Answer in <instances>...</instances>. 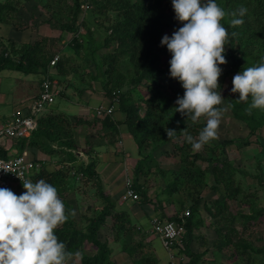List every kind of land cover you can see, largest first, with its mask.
<instances>
[{
	"label": "trees",
	"instance_id": "16d2710c",
	"mask_svg": "<svg viewBox=\"0 0 264 264\" xmlns=\"http://www.w3.org/2000/svg\"><path fill=\"white\" fill-rule=\"evenodd\" d=\"M82 1L73 0L74 5L70 6L72 18L71 24L67 25L69 30H79L75 25ZM92 1L98 10L105 14L103 19L106 20L107 29L111 31L106 36L103 46L106 48L114 47V49L102 55L104 68L96 60L94 64L96 72L92 73L91 76L93 81L101 83L104 95L110 99L118 97L119 105L116 110L124 112L125 119L117 120L110 114H105L102 117L94 115V118H90L89 115H69L62 111L50 109L38 117V126L30 136L17 140L18 147L21 151L27 147H34L52 156H58L62 153L66 157V159L60 157L57 169L50 170L43 167L40 172L33 173L32 176L36 180L43 178L54 184L58 189L60 198L66 205L67 219L55 231L66 244L69 253L66 258L67 261L73 258V264H119L112 258L110 243L99 237L101 228L110 220L115 230V239L122 241V250L127 253L133 264H160L159 258L154 254L155 248L152 239L143 241V239L137 238L140 231L137 230L136 224H131L128 218V210L121 209L113 213L115 202L107 196L100 213L95 217H90L85 227L80 226L79 220L75 216L74 205L68 199L66 190H72L75 186L73 181H79V179L77 180L78 173L90 180H99L100 178L96 171L98 161L94 157H90L87 163L80 162V165L75 168V164L80 158L77 153L80 150V145L76 138V129L79 126L98 127L96 125H101L102 135L100 137L109 134L112 137L116 136L117 139L122 133V125H126L124 130L132 135L140 153H144V149L151 148L153 145L157 144L154 147L156 148L174 140L172 141V149H162L163 154L170 157L180 155L181 164L176 170L168 171L172 177L168 178L163 192L170 197L180 193L183 196L182 193H185L186 200L182 198L181 206L177 210L189 208L190 215L184 219L187 230L183 245L178 248L179 250L177 247H173L172 250L176 256H178V251L181 253L182 250L186 252V254H182L189 256H186V260L179 264H197L202 253L192 251L191 246L194 242L192 239L197 236L196 231L202 222V208H205L213 218L222 217L220 218L221 222L215 228L219 239L218 245H227L233 241V233H236V229L229 226L228 221H224L223 217L227 218L226 212L230 201L236 200L244 192L240 182L235 181V171L238 169L234 168L231 162L222 159L221 147H211L206 144L204 149L207 155L191 150V146L187 142V134L195 137L204 127L205 122L198 120L192 122L190 119L187 120L185 116L186 120H181L177 124L174 122V126L168 115H173L174 121L181 115V113L173 110L177 106V98L183 96L185 91L180 84L177 87H172L171 95L161 107L150 103L142 106L139 101L132 99L129 91L123 90L124 81L140 84L144 80H152L158 83L156 77L164 74L168 60H165L157 50L158 44L162 40V31L164 29L175 31L181 27L177 25L178 20L175 18L172 2L171 0ZM217 2L229 13L222 23L230 34L228 37L230 48L226 53L229 55L235 70L239 72L244 67L253 66L260 62L261 58L264 57V0H217ZM240 6L248 8V13L244 17L245 23L233 27L230 25L232 18L230 13ZM12 10H16L14 2L1 3L0 22L8 21V18L12 17L9 15ZM232 33L235 35H231ZM113 41H117V46L111 44ZM42 43L41 40L33 43L13 40L6 42L0 38V72L8 69L25 74H45L48 72L50 74V63L53 57L48 58L42 52ZM67 60L69 59L64 58L56 62V73L53 76L50 74V79L57 78L61 83L63 81L75 82V79L82 81L83 72L81 73L75 66L69 68ZM130 70L134 74L133 77H129ZM83 85L78 90L81 91L87 85L91 86L89 82L85 87ZM235 94L236 97L229 104L230 110L234 117L244 121L252 132L256 131L264 125V111L253 110L249 114L246 109L250 100H237L239 93ZM166 128L173 129L177 133L168 137ZM89 140L90 138L86 142L89 145V150L87 149L85 152L92 156L94 145ZM0 154L7 156L8 151L0 146ZM155 159L153 155L149 154L148 160L150 162L148 164L138 161L134 167L136 178H134L133 188L141 195V203H148L149 195L148 190L145 189V183H139L138 176L148 174L153 164L157 167L158 162ZM66 161L69 163L68 166L64 164ZM151 161L154 163L151 164ZM204 162L206 163L205 166L202 164ZM209 173L214 175L212 187L220 189L222 185L225 192L223 200L204 199L203 189ZM99 190L100 193H104L101 184ZM223 214L225 215L222 216ZM261 214H264V208L259 211L244 213L246 220L244 225L247 226L257 220ZM168 218L181 221L177 212ZM238 238L236 244L239 245L237 247H244V237L239 236ZM87 244L94 245V253L90 254L85 251ZM163 247L165 248L164 245ZM165 249L169 252L167 248ZM203 252L205 254L207 250ZM78 255H80L79 258Z\"/></svg>",
	"mask_w": 264,
	"mask_h": 264
},
{
	"label": "rangeland",
	"instance_id": "374dc122",
	"mask_svg": "<svg viewBox=\"0 0 264 264\" xmlns=\"http://www.w3.org/2000/svg\"><path fill=\"white\" fill-rule=\"evenodd\" d=\"M4 2H14L16 10L10 11L9 15H12V17L8 18V21L0 22V38L6 42L11 40L12 38H7V34L9 35L8 31L16 29L18 32L15 33V37H22L27 43L41 40V42L44 43V45L42 43L41 46L42 52L45 53L46 57L52 58L58 55L60 57L59 59L68 58L69 60H67V62L69 68L70 66H75L81 73L83 72L82 76L84 78L82 81L75 79L74 83L76 86L80 88L81 85L84 84L83 86L85 87L88 82L90 85L93 84L92 88H87L89 87L88 85L85 87L87 97L84 99L88 101V105H85L87 108L86 114H89V110L90 113H92L94 109L93 114H89L90 118H94L93 115H96V108L98 109L100 105H103V100L107 99L103 93L101 83L99 81H93L92 79V73L96 72L94 64L96 60H98L104 68L102 55L114 49V47L106 48L103 46L106 36L111 32L107 29L106 20L103 19L105 14L98 10L96 4L92 0H83L75 25L79 30L72 31L67 29V25L71 24L72 13L70 11V6L72 7L74 5L73 0H53L51 2L50 0H0V4ZM177 25L182 26L179 21ZM162 32L163 38L164 35L171 36L174 31L164 29ZM37 35L38 37L36 38ZM111 44L117 46V41H113ZM229 48L230 44L228 41L226 51H228ZM157 50L165 60H168L166 61L167 65L165 66L164 74L156 77L158 83L152 80H144L140 84H135V82H123V90L129 91L132 99L139 101L142 106L146 103L159 105V107L163 106L171 95L172 87H177L179 84L181 85L177 79L170 77L169 61L171 59V53L167 49V46L161 45L160 42ZM226 51L224 55L227 63L220 65L222 74L219 78V84L221 86L222 96L225 99L222 107L226 108L227 111L223 115L217 138L210 141L208 145L222 148V159L231 162L233 167L238 169V171H235V181L238 180L240 182L241 188L245 193L243 192L236 200L230 201L226 212L227 214L225 213L227 218L223 217L224 221H228L229 226L236 229V233H233V241L227 245H218L219 239L215 232V228L218 223L221 222L220 218L222 217L218 216L217 218H211L206 209L202 208V222L196 231V233H198L197 236L192 239L194 244L192 243L191 250L199 252L200 254L202 253L197 264H264V214H261L257 220H254L249 225H244L246 222L244 213L259 211L264 208V125L252 132L249 126H247L244 121L235 118L233 112L230 110L229 104L236 97V94L231 92V88L233 87L232 80L234 75L238 72L231 64L230 57ZM165 60L162 61L164 62ZM49 70L50 74L53 76L56 73L55 65H50ZM124 71L126 70L124 69ZM50 74L49 72L45 74H25L23 72L8 69L0 72V127L8 117L13 115L15 110H20L21 112L24 110L25 112L23 113L28 114V110L32 107L33 100L36 97L32 87L35 86L37 88L38 85L41 86L42 79ZM132 75L134 74L130 70L129 77H133ZM27 79L33 81L32 83L30 82V85L33 86L26 85V83H29ZM55 80L58 84L59 80L54 78L53 82ZM74 94L78 95L76 91H74ZM77 95L73 96V98L77 97ZM98 97H102L101 102ZM110 101L111 100L108 99L106 104H109ZM115 104L116 107H118L119 103ZM79 108L80 105L77 100L69 101L68 98L60 94L56 96L55 102L45 106L43 112L54 109L68 114H80ZM173 110L176 112L175 108ZM116 113L121 119L125 117V114L121 113L119 110H117ZM168 116L172 119L173 124L174 122L177 124V122L181 120H186V117L182 115H179L175 121L173 115ZM99 117H102V115ZM198 121L205 122L206 117L202 116ZM96 126L98 127H90L89 129L86 127L82 128V130H80L82 131L80 132V136L76 135L80 145V150H78L80 158L75 164V168L77 165H80V162H87L86 155H88V153L85 151L87 149L89 150V145L86 143L89 136L93 141L100 140L99 138L102 132L99 131L102 127L101 125ZM122 128L123 133L126 131L124 130L126 125H122ZM90 129L92 130L90 131ZM106 136L105 139L109 147H107L108 150L105 147L103 148L109 153L105 156L110 157L106 160L107 163H113V169H111V172H113L111 175L112 180L110 181L109 177L107 180H104V177L101 176L99 180H90L86 176L78 173L77 180L79 179V181H73L75 182L74 188L70 191L68 189L66 190L68 199H70L74 205L76 219L79 220L80 226L85 227L90 217H95L100 213V210L105 204V197L109 196L115 202L113 213L121 209L128 210V218L131 224H136L137 230L140 231L139 235H136L137 238L143 239V241L152 239V244L155 248L154 254L159 258L160 264H168V252L163 247L162 241L151 232L150 223L155 217L168 218L176 212L177 215L180 216L183 211V209L177 210V208L181 206L180 201H182V198L186 200L185 193H182L183 196L180 193L174 197H170L163 192L168 178L172 177V174L169 172L176 170L181 164L180 155L170 157L163 154L162 149H172V141L174 140L171 142L168 141L166 144L159 145L156 148L154 147L157 144L153 145L151 148L144 149V153H140L137 143L135 142V144L132 139L129 140L126 138L124 144H120V141L123 140L121 135L120 137L118 136L117 139L115 138L116 136L112 137L109 134ZM0 144L4 145L5 141H0ZM123 147L126 150L124 153L125 157H123L122 154L124 151ZM19 150L17 141L14 140L13 148L8 151L7 156L16 154ZM197 152L207 155L204 147ZM149 154L156 158L155 160L158 162L157 167H155L153 164L154 162L151 161L153 167L149 169V173L137 175L139 183H145V189L148 190V203H141V195L138 191V199L123 200L127 178L130 177L134 181V178H136L134 171L135 165L138 161H143L148 164V162H150L148 160ZM55 157L56 158L51 160L48 159L46 163H44L47 166H44L46 169H57L59 167L58 160L60 157L66 159L65 155L62 153ZM114 161L117 162V165ZM64 164L65 166L69 165L67 161L64 162ZM202 164L203 166L206 165L205 162ZM147 167L148 165L146 168ZM104 172L105 170L103 171L102 169V173ZM121 172H123V174ZM213 176L214 175L211 173L207 176V183L203 189L204 199L223 200L225 198V192L222 189V185L220 189L212 187L214 185ZM29 181L35 182L37 180L31 175ZM100 184L104 188V193H100ZM14 187L15 186H13L11 190L17 195L26 191L23 184L18 189H14ZM152 209H154L156 213L149 216L148 219L145 218L148 213L153 211ZM139 218H145L144 222H141L142 220ZM239 236L244 237V247H237L239 244H236V242L239 240ZM99 237L110 243L112 258L116 262L119 264H133L127 253L122 250V241L115 239V230L110 220L101 228ZM123 237L125 236L123 235ZM218 248L219 251L217 252ZM205 250H207V253L204 254L203 251ZM85 251L90 254L94 253V245L87 244ZM182 253L186 254L184 250H182L181 253L178 251L179 260L184 256ZM79 256L80 255L77 257L79 258ZM65 264H73V258H70L69 261L66 260Z\"/></svg>",
	"mask_w": 264,
	"mask_h": 264
},
{
	"label": "clouds",
	"instance_id": "9594fccd",
	"mask_svg": "<svg viewBox=\"0 0 264 264\" xmlns=\"http://www.w3.org/2000/svg\"><path fill=\"white\" fill-rule=\"evenodd\" d=\"M171 2L175 18L182 26L171 36L164 35L161 45H166L171 53L170 77L177 79L185 89L183 96L176 100V112L192 122L206 117L205 125L198 135L194 137L187 134L186 137L191 150L197 152L217 138L223 115L227 111L222 107L225 99L219 78L222 74L220 65L227 63L224 53L230 35L222 21L229 13L217 0ZM247 13L248 8L245 6L232 11L230 25L235 27L244 24ZM232 84L231 92L239 93L237 100H250L246 109L249 114L253 110L264 111V57L257 64L244 67L236 73ZM166 131L168 137L177 133L170 128H166ZM22 184L26 191L19 195L9 188L0 187V264H65L69 253L55 230L66 221L67 209L57 187L43 178L35 182L25 180ZM22 184L16 185L14 189ZM186 212L189 214L185 215ZM189 215L190 209L185 208L180 218L182 220ZM210 217L213 218L212 215ZM155 218L177 221L165 217ZM150 230L161 240L152 231V223ZM183 241L184 237L182 244L174 248H180ZM172 249H168V264H179L186 260L185 255L179 260Z\"/></svg>",
	"mask_w": 264,
	"mask_h": 264
},
{
	"label": "built area",
	"instance_id": "2783aa9c",
	"mask_svg": "<svg viewBox=\"0 0 264 264\" xmlns=\"http://www.w3.org/2000/svg\"><path fill=\"white\" fill-rule=\"evenodd\" d=\"M58 59L59 56L55 55L51 64L54 65ZM58 94L59 89H56L54 82L49 76H46L42 80L41 90L34 98L32 107L28 110V114L17 111L0 127V141H5V144H0V146L10 151L13 148L14 140L31 135L38 126V117L43 114L45 106L55 102ZM114 102H119L118 97L112 98L109 104H103L100 105L98 109L96 108V116L113 114L116 109V104ZM41 168L42 163L40 160L28 157L26 152L8 156L0 154V187L12 189L13 186L22 184L25 180H29L31 174L39 171ZM133 182L132 178H127L126 190L123 195V200L125 201L139 198V194L133 188ZM188 214V212L185 213V215ZM151 223L152 231L160 236L163 245L167 249L171 250L174 246L182 244L186 232L184 218L181 221L154 218Z\"/></svg>",
	"mask_w": 264,
	"mask_h": 264
},
{
	"label": "crops",
	"instance_id": "0c3cea01",
	"mask_svg": "<svg viewBox=\"0 0 264 264\" xmlns=\"http://www.w3.org/2000/svg\"><path fill=\"white\" fill-rule=\"evenodd\" d=\"M16 32H18V30H16V29H14V30H12V31H8V33H9V35L7 34V38H12L13 39V41H17V42H20V41H23V42H25V40H23L24 38H22V37H15V33ZM38 37V35L36 36V38ZM11 39V40H12ZM28 80V79H27ZM29 81V83H26V85L28 84V85H30L33 81H31V80H28ZM27 81V82H28ZM31 82V83H30ZM59 83L57 84V81L55 80L54 81V84H55V88L56 89H59V94L58 95H62L63 97H66V98H68L69 99V101H71V100H77L78 101V103H79V105H80V108H79V113L80 114H82V115H87L86 113V107H85V105L87 104L88 105V101H86L84 98L85 97H87V93H86V91H85V88H83L81 91L80 90H78L79 89V87H77L76 86V84L74 83V82H72V81H63V83H61L60 81H58ZM30 86H33V85H30ZM40 85H38L37 86V88L35 87V86H33L32 87V90L34 91V95H38L39 94V91H40ZM93 87V84L91 85V86H89V87H87V88H92ZM101 87H102V85H101ZM75 89H77V90H75ZM102 90H103V88H102ZM74 91H76L77 93H78V95H77V97H75V98H73V96H76L75 94H74ZM80 91V92H79ZM104 93V92H103ZM104 97V96H103ZM100 100V102L102 101L101 99H102V97H98ZM105 98H107V99H104L103 100V104H106L107 102H108V99H110L109 97H107L106 95H105ZM89 100V99H88ZM94 110V109H93ZM93 110H92V113H90V110H89V114H93ZM16 111H20V110H15L14 111V113L16 112ZM50 111V110H49ZM117 111V110H116ZM116 111H115V113H114V115H113V117L115 118V119H117V120H124L125 119V117L124 118H119L118 116H117V113H116ZM23 112H25L24 110H23ZM63 112V111H62ZM13 113V114H14ZM64 113H66V112H64ZM121 113H124V112H122L121 111ZM68 114V113H67ZM88 114V115H89ZM69 115H72V114H69ZM90 116V115H89ZM94 116V115H93ZM12 116H10V117H8L5 121H4V123L9 119V118H11ZM3 125V124H2ZM90 128V127H88V126H79V127H77V136H80V132H82V131H80V130H82V128ZM92 129H90V131H91ZM99 132H102V130H100ZM104 132H105V130H104ZM108 135V134H107ZM122 137H123V140H121L120 141V144H124V141H125V139L126 138H128L129 140H133V142L135 143V141H134V138L132 137V135L131 134H129L128 132H123V133H121L120 134ZM120 135H119V137H120ZM107 136H106V134H104V136L103 137H100L99 139V141H93L92 140V138L89 136V138H90V142H91V144H93L94 145V151H92L93 153H92V156H90V155H88V158H87V160L89 161L90 160V157H94L95 156V160L97 159V161H98V163H97V168H96V170H97V172H100L99 173V176H101V177H104V180H107L108 179V177L110 178V181L112 180L111 179V175L113 174V172H111V169H113V163L112 162H110V163H107V159H109L110 157H105L106 155H108L109 153H107L106 152V149H107V147H109V145H107L108 143H107V141H106V138ZM95 140V139H94ZM17 141V140H16ZM99 143V144H98ZM104 145V146H98V145ZM136 144V143H135ZM14 145V144H13ZM97 145V146H96ZM123 146V145H122ZM103 147H105V148H103ZM108 150V149H107ZM123 152H122V154H123V157H125V155H124V153H125V148L123 147ZM22 152H26L27 153V156L28 157H30V158H32V159H37V160H40L42 163H46V161L49 159V160H51V159H53V158H56L55 156H52V155H49V154H47V153H45V152H43V151H41V150H39V149H37V148H34V147H27V148H25V149H23L22 151L21 150H19V153L21 154ZM128 153V152H127ZM97 154V155H96ZM94 155V156H93ZM122 156V155H121ZM103 161V162H102ZM115 162V164L117 165V162L116 161H114ZM104 163V164H103ZM109 164V165H108ZM108 165V166H107ZM44 166L45 167H47L45 164H44ZM103 166V167H102ZM106 168V169H105ZM102 169H103V171L105 170V172L104 173H102ZM109 172V173H108ZM122 174H123V172H121ZM121 179H122V177H121ZM106 182V181H105ZM17 187V186H16ZM153 211L151 212V213H148L147 214V216L145 217V218H149V216H151V215H154V213H156V211L154 210V209H152ZM145 218H139L140 220H142L141 222H144V219Z\"/></svg>",
	"mask_w": 264,
	"mask_h": 264
}]
</instances>
